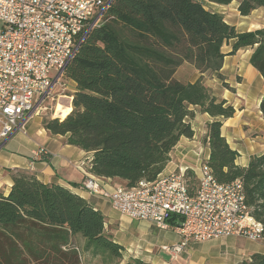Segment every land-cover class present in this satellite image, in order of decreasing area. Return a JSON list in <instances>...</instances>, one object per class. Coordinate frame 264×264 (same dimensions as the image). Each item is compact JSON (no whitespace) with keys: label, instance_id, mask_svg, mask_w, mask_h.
Listing matches in <instances>:
<instances>
[{"label":"trees","instance_id":"1","mask_svg":"<svg viewBox=\"0 0 264 264\" xmlns=\"http://www.w3.org/2000/svg\"><path fill=\"white\" fill-rule=\"evenodd\" d=\"M233 1L242 17L264 7V0H110L64 70V78L75 83L70 109L63 117L43 118L42 126L90 153L92 175L132 188L154 181L180 138L193 137L189 121L196 112L207 114L213 121L202 139L209 150L204 164L218 183L242 182L264 241V153L246 167L236 164L238 153L220 133L235 109L202 83L207 72L223 81L224 57L245 48L252 50L249 64L264 81V27L238 32L204 5ZM230 42L224 54L222 47ZM185 63L200 74L194 83L174 78ZM259 111L264 120V94ZM7 172L13 183L6 195L0 191V264H81V253L100 257L103 264H147L134 258L121 263L124 248L105 228L104 215L85 199L44 184L31 171ZM185 179L192 195L193 171L186 170ZM166 223L174 227L181 218ZM238 264H264V254Z\"/></svg>","mask_w":264,"mask_h":264},{"label":"built area","instance_id":"2","mask_svg":"<svg viewBox=\"0 0 264 264\" xmlns=\"http://www.w3.org/2000/svg\"><path fill=\"white\" fill-rule=\"evenodd\" d=\"M110 0H0V141L25 131L38 116L52 89L87 34L98 25ZM46 156L40 149L36 156ZM90 159L80 162L85 175L81 188L107 200L129 220L144 221L158 229H172L179 242L163 250L176 257L190 242L226 237L263 241V226L245 203L242 182L218 183L203 163L193 173L197 187L187 190L185 171L178 169L134 187L112 186L110 179L90 173ZM181 218L171 227L166 221Z\"/></svg>","mask_w":264,"mask_h":264},{"label":"crops","instance_id":"3","mask_svg":"<svg viewBox=\"0 0 264 264\" xmlns=\"http://www.w3.org/2000/svg\"><path fill=\"white\" fill-rule=\"evenodd\" d=\"M208 11L223 16L225 22L238 32H249L264 27V7L254 10L250 15L242 17L237 11L238 3L231 2L222 6L204 2ZM230 45H225L230 51ZM252 53L250 48L241 49L233 56H225L220 70L222 76H236L233 93L226 91L221 98L235 109V114L222 122L221 136L225 138L232 150L238 153L236 164L246 167L253 156L264 153V120L259 111L260 100L264 94V81L259 73L249 64ZM191 66V65H190ZM176 70L174 78L182 83H194L200 74L192 67L191 79L183 81L178 78ZM239 79V80H238ZM75 92V83L66 80ZM71 103L69 97H63ZM70 105H62L59 100L55 109ZM52 118H55L54 116ZM41 117H33L25 125V131H15L7 139L0 141V191L6 195L12 185V178L8 169L31 171L44 184H55L64 187L85 199L105 217V228L113 235L114 242L121 245L125 251L131 247L136 256H132L147 264H238L248 260L252 254H264V242H252L240 237H226L204 242H190L176 257L163 250L179 242L178 235L170 228L161 230L147 222H131L111 208L110 203L100 197L90 195L81 188L85 177L78 169L80 162L92 158L76 147L67 145L65 137L50 135L42 126ZM213 121L207 114L196 112L193 120L189 121L194 135L191 139L181 137L170 153V160L160 176H164L178 169H192L199 172V167L208 159L209 150L202 144L207 125ZM42 149L47 155L36 156ZM112 180L113 183L118 181ZM137 221V220H135ZM119 224L116 227L113 225ZM136 223L135 229L128 226ZM127 225V226H126ZM127 231V237H126ZM114 232V233H113ZM76 243V238L74 239ZM164 252L168 260L157 256L158 251Z\"/></svg>","mask_w":264,"mask_h":264},{"label":"rangeland","instance_id":"4","mask_svg":"<svg viewBox=\"0 0 264 264\" xmlns=\"http://www.w3.org/2000/svg\"><path fill=\"white\" fill-rule=\"evenodd\" d=\"M0 29H1V23H0ZM222 51H226V48L223 46L222 47ZM192 67L189 64L185 63L181 66V70H179V75L178 78L180 80L183 81H188L191 79V73H192ZM180 68V67H179ZM178 70V69H177ZM223 81H221L220 79L217 78L216 74H212V73H205L202 77V83L211 91V93L213 95H215L218 98H221L222 95L226 94V91H228L229 93H233V89L230 91L226 89L224 87V85H228V87L230 86H234L235 84V79L236 76H223ZM225 83V84H224ZM72 87L68 84V82H66V79L63 78L61 83L55 87H53L52 89V100L51 99H47L44 101V103L42 104V108H45L43 110L40 111V114L36 117H41V118H48V119H56V118H52L53 117V112H54V106L56 105V103L59 102L62 105H71V103H68L67 99H62L63 97H70L72 100L71 95L73 93H71ZM70 100V101H71ZM115 185H119L118 183H113V186ZM121 186V185H120ZM128 221V218L127 220ZM131 222H144V221H135V220H131ZM119 224V222H117V224L113 225L116 227ZM150 224V223H149ZM135 225L136 223H133L132 225L128 226V229L134 230L135 229ZM127 226V225H126ZM156 227V226H155ZM107 230H109V227L106 228ZM114 233V232H113ZM127 231H126V237H127ZM240 239H245L240 237ZM264 242V241H263ZM79 250H81L79 248ZM134 250L131 247H126V251L124 249L123 252V258L121 259V263H126L129 259L134 258L132 256H136V254H134L133 252ZM157 256L160 257L163 260H168V256L164 254V252L162 251H158L157 252ZM136 259V258H134ZM80 263L81 264H103L102 260L100 257H96V258H92L90 255L88 254H82L81 253V257H80Z\"/></svg>","mask_w":264,"mask_h":264},{"label":"bare ground","instance_id":"5","mask_svg":"<svg viewBox=\"0 0 264 264\" xmlns=\"http://www.w3.org/2000/svg\"><path fill=\"white\" fill-rule=\"evenodd\" d=\"M66 114V107H60L59 109H55L53 112V116L55 118L63 117Z\"/></svg>","mask_w":264,"mask_h":264}]
</instances>
